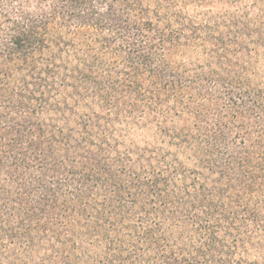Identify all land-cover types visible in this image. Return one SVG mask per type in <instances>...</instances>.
<instances>
[{"label": "trees", "instance_id": "16d2710c", "mask_svg": "<svg viewBox=\"0 0 264 264\" xmlns=\"http://www.w3.org/2000/svg\"><path fill=\"white\" fill-rule=\"evenodd\" d=\"M0 264H264V0H0Z\"/></svg>", "mask_w": 264, "mask_h": 264}]
</instances>
